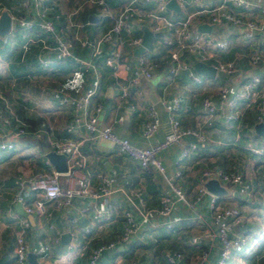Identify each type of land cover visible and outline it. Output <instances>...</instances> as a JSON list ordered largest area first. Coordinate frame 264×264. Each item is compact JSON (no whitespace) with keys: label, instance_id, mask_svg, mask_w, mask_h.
<instances>
[{"label":"crops","instance_id":"0c3cea01","mask_svg":"<svg viewBox=\"0 0 264 264\" xmlns=\"http://www.w3.org/2000/svg\"><path fill=\"white\" fill-rule=\"evenodd\" d=\"M124 1L108 0V3L113 11H117ZM217 1L204 0L203 4L211 6ZM45 3V16L54 21L58 33L63 35L71 36L77 32L81 37H91L108 25L105 19H100L97 7L87 0H45ZM79 3H83L82 6L70 14ZM145 6L153 7L154 3L149 2ZM198 6L201 4L188 3L182 8L179 6V11L173 8L168 11L173 16H185ZM4 8L15 16L22 15L35 20L38 18L37 8H24L20 0H0V11ZM89 16H97V19L92 21ZM201 17L200 20L192 21L191 28L209 33L213 38L227 39V48L215 50V53L219 58L233 59L236 66L231 73L216 71L214 75L201 74L207 91L216 94L223 83L236 88L252 73H261L264 76V65L259 62L253 64L248 58L250 51L255 49L264 52V27L250 39L251 44L248 45L241 38L240 27L228 21L213 23L205 13ZM74 22L79 25L76 27ZM201 23L209 24L210 28H199ZM144 26L147 25L143 24L138 29L142 37ZM35 37L50 41L52 39L50 33L37 25L25 27L16 19H12L10 30L0 36V92L5 96L0 99V140L14 141L12 148L0 147V256H5L3 264L13 263L15 234L20 218L28 221L24 236L32 245L29 253H32L33 257L28 255L30 261V258H37L34 247L41 241L45 248L44 256L54 264H88L86 253L77 249L84 238L82 226L90 227L93 241L112 237L120 230L123 209L129 205L121 190H113L94 201L99 208L107 205L113 207L114 216L110 221L94 220L91 217V209L84 213L80 211L79 208L83 204L93 203L89 197H75L73 203L68 206H58L53 200H48L46 209L51 212L50 216L26 212L24 203L31 201L34 191L26 182H20L35 171L55 168L39 145L33 141L36 137L31 131L28 130L19 136L12 132L20 121L26 123L23 119L25 116L39 118L36 125L45 129L46 136L37 138L45 140L48 144L47 136L56 139L71 137L78 142L85 162L79 172L86 174L94 187L105 185L103 178L106 177L109 179L107 185L111 188L121 186L124 192H138L142 196L144 206L150 209L151 215L158 223H143L141 231L131 242L117 248L118 251L125 252L126 256L136 258L138 264H171L165 252L176 249L183 253L180 264H207L214 259L219 252L220 240L207 202L211 191L208 190L199 200L195 199L200 174L206 167L239 170L244 180L249 183L247 190L240 192L238 183L218 179L224 187V191L218 194V199L224 204L238 205L242 213V219L235 229L245 237V242L242 250L233 252V257L237 260L235 264L259 263L264 256V157L251 152L247 145L252 141L264 142V134L255 130L254 125L258 121L254 108L239 103L232 120L224 116L208 117L201 128L209 133L211 140L203 144L198 143L195 149H190L183 156L180 154L188 145V140L193 139L191 136H185L180 142L172 143L158 151V156L164 162L168 173L171 174L176 168H180L178 181L186 196V201L175 202L172 212L175 224L173 228L166 229L159 223L162 218L156 211L160 195L170 193L164 177L152 166L143 167L138 160L120 151L111 138L102 136L98 131L89 133L81 124L71 131L66 128L72 114V104L62 102V96L77 95L90 88L94 81L93 72L84 70L74 57L87 56V48L75 44L74 56L54 60L46 66L40 62L38 65V55L43 53L44 49L41 42L34 45ZM31 38L28 42L33 43L31 51L37 60H33L35 63L31 64L26 61L21 63L28 48L24 49L22 44ZM153 40L154 36L152 44ZM124 50L132 63H135L140 53L149 58L157 56V59H164L158 63L151 78L140 75L138 83L128 88L126 98H121L120 84H125L127 78L132 75V69L124 71L116 80L110 68L98 57L97 88L93 96V101L101 106L97 112L98 126L103 128L110 125L118 136L127 137L138 146H149L166 134L167 108L171 97L176 93L180 94L182 101L177 115L183 125L193 126L204 92L200 83L194 82L185 72H180L172 78L168 71L166 49L159 48V52L155 53L152 52V47L140 44L133 47L124 46ZM189 59L192 65L195 60H200L194 54H189ZM163 60L167 61L166 65H161ZM78 75L80 81L77 79ZM130 103L135 105L134 109L129 108ZM150 103L157 107L160 122L152 135L145 136L142 129ZM4 118L8 121H4ZM59 181L61 187H65L73 182V178L62 171ZM19 195L21 200L18 199ZM134 198L137 200L136 196ZM63 233H68L66 241L62 240ZM194 235L198 238L196 242L191 241ZM115 251H106L101 257V262L97 264H116ZM204 251L207 252V257L203 259ZM122 262L120 264H125Z\"/></svg>","mask_w":264,"mask_h":264},{"label":"built area","instance_id":"2783aa9c","mask_svg":"<svg viewBox=\"0 0 264 264\" xmlns=\"http://www.w3.org/2000/svg\"><path fill=\"white\" fill-rule=\"evenodd\" d=\"M87 1L99 7L101 13L108 16L107 27L97 31L91 37H81L77 32H74L71 36L58 33L55 23L45 16V0H20V4L24 8L31 6L37 8L38 18L36 20L22 15H11L12 19H16L19 24L25 27L37 25L51 34L52 41H48L43 37L34 38L35 41L39 40L41 42V47L44 49V52L38 55L41 65L46 66L54 60L74 56L73 47L75 44L87 47V56L75 55L74 57L84 70L93 72L94 81L90 88L77 95L62 96V102L72 104V114L66 128L71 131L81 124L89 133L93 134L98 131L102 136L111 138L120 151L138 160L143 167L152 166L158 171L168 184L170 193L160 195L156 211L158 216L162 218L159 223L164 228L171 229L175 224V217L172 216L174 204L177 200L186 201V196L181 183L178 181L181 174L180 168H176L171 174L168 173L164 162L158 156V151L172 143L180 142L185 136H191L193 139L188 140V145L183 148L181 156L187 154L190 149H195L198 143L209 142L211 136L201 128L202 123L210 116H224L228 120L234 119L237 113L236 106L239 103H244L247 107H253L257 121H263L264 118V76L261 73H252L236 88H231L223 83L219 86L216 94L206 90L207 86L203 82L201 74L194 70L192 61L183 54L184 52L194 54L197 59L214 65L216 71L231 73L236 66L233 59H222L215 53V50L227 48V39L213 38L209 33L193 30L191 23L194 19L200 20L204 13L209 15L208 18L213 23L231 22L240 27L239 32L242 40L250 45V39L259 34L264 27V0H218L211 6L204 5V0H177L181 8L188 3L201 4V6L190 10L185 16L170 15L166 7L167 0H125L117 11L111 9L107 0ZM149 2H153L154 6H145ZM82 4H77L70 11V14L75 13ZM73 24L76 27L79 25L77 22ZM143 24H146L151 31L162 32L161 35L154 36L152 52L157 53L159 48L166 47L170 62L168 71L172 78L180 72H185L194 82L200 83L204 90L193 126L183 125L177 115V111L182 105L180 94L176 93L171 97L167 108L168 130L161 139L149 146H138L127 137L118 136L112 131L110 125L100 128L97 112L101 106L100 103L93 101L97 88L98 57H101L103 63L110 68L116 80L124 71L132 69V75L127 78L125 84H120L121 98H126L128 88L138 83L140 75L146 78H151L153 75V71L157 66V62L153 57L149 58L140 53L135 63H132L127 58L124 50V46L133 47L142 44V35L136 33V30ZM29 40H32V38L22 44L24 49L28 47ZM248 58L253 64L259 62L264 65L263 51L257 49L250 51ZM3 98L4 96L0 92V99ZM129 108L134 109L135 105L130 103ZM0 112H2V108H0ZM147 114L142 132L145 136H150L156 131L160 122L158 109L154 103L148 104ZM118 117L121 118V116ZM4 121H8V119L4 118ZM27 125L25 122L20 121V124L12 132L18 136L24 134L28 131ZM31 133L36 138L46 136L45 129L40 126L33 128ZM47 138L54 150L66 154L67 170L63 172L72 176L73 182L61 187L59 174L62 172L55 169L35 171L29 174L20 182L21 184L26 182L28 187L34 191L31 201L24 203L26 212H37L50 216L51 212L46 209L48 200H53L58 206H68L73 203L75 197H89L93 200V203L83 204L79 208L80 211L84 213L91 209V217L94 220L110 221L114 216L113 207L107 205L99 208L94 201L113 190H121L128 200L129 205L123 209V221L120 230L114 236L93 241L90 227L88 225L82 226L84 238L77 249L81 253H86L88 264H97L106 251H115L127 242H131L137 233L141 231L143 223L148 222L152 225L158 223L155 217L151 215L150 209L144 206V200L138 192H124L125 190L121 186L111 188L110 185H107L109 179L106 177L103 178L105 185L94 187L90 178L79 172V168L85 162L75 139L71 137L56 139L49 136ZM0 147L12 148L14 147V141L0 140ZM247 148L254 154L264 157V142H249ZM211 177L226 182L238 183L240 192H245L249 186L239 170L206 167L200 174L196 200L208 193L204 181ZM134 196L137 197V200ZM18 199H22L21 195L18 196ZM207 202L216 227V234L220 240L217 256L207 264H227L233 252L242 250L244 246L245 237L235 229L236 224L242 219V213L238 205L220 202L218 194L213 192H209ZM27 225L28 221L20 218L19 228L15 234L12 264H54L44 256L45 248L41 241L34 247L37 258L34 261L28 259V253L32 250V245L24 236ZM197 240V235L191 237L192 242ZM165 255L171 264H180L183 258V253L179 249L167 251ZM206 257L207 252L204 251L202 258ZM124 258V252L115 251L114 261L116 264H120ZM125 264H138V261L136 258L131 257Z\"/></svg>","mask_w":264,"mask_h":264},{"label":"water","instance_id":"95a60500","mask_svg":"<svg viewBox=\"0 0 264 264\" xmlns=\"http://www.w3.org/2000/svg\"><path fill=\"white\" fill-rule=\"evenodd\" d=\"M166 7L173 8L176 11L180 10L177 0H167ZM90 20L95 21L97 16H89ZM12 26V15L7 9H2L0 11V36L5 35ZM199 28H210L209 24L201 23L199 24ZM161 31H151L147 26L143 27V37L142 44L148 48L152 47V38L155 35H161ZM195 70L200 74H208L214 75L216 72V68L214 65L207 63L202 60H195L193 63ZM255 130L259 133L264 134V121H258L254 125ZM37 143L40 149L46 154L48 159L54 165L55 170L57 171H65L67 170L66 156L64 152H57L50 145L41 138H34L33 140ZM205 186L211 192L216 194H220L224 191V187L220 184L219 180L215 177L208 178L205 181ZM68 233L62 234V240L66 241ZM29 256H32V253H28ZM33 257V256H32ZM32 261L34 258H30ZM5 260V256H0V264H3Z\"/></svg>","mask_w":264,"mask_h":264},{"label":"trees","instance_id":"16d2710c","mask_svg":"<svg viewBox=\"0 0 264 264\" xmlns=\"http://www.w3.org/2000/svg\"><path fill=\"white\" fill-rule=\"evenodd\" d=\"M108 1V0H107ZM96 6V5H95ZM97 7V6H96ZM97 9H98V14H99V16H100V19H105V22L107 21V23H108V16H106V15H104V14H102L101 13V9L99 8V7H97ZM86 16V15H85ZM106 18H107V20H106ZM86 20L88 19L87 18V16H86V18H85ZM53 21V20H52ZM54 22V21H53ZM136 33H140L139 32V30L138 31H136ZM48 41H50L49 39H48ZM51 41H52V39H51ZM35 44H40V41L39 40H37L36 42H34V45ZM32 45H33V43L31 44V43H29L28 44V48L25 50V56L22 58V62L21 63H24L25 61L26 62H28L29 64H31V63H35V62H32L33 60H37V57L35 56H33V52L31 51V48H32ZM30 46V47H29ZM87 48V47H86ZM163 49H166V47H163ZM164 53H166V52H164ZM188 59H189V54H187V52H184L183 53ZM167 55V59H168V54H165V56ZM156 61H157V65H158V63L159 62H161L162 61V59H164V57L162 58V59H157V56L154 58ZM167 61H169V59L167 60ZM167 61H165V60H163V62H162V64L161 65H166V63H167ZM170 63V62H169ZM37 64L39 65V61L37 60ZM169 66V65H168ZM24 121H26V123L28 124L27 126H26V128L29 130V131H31L33 128H36L37 127V125L36 124H38L39 123V118L38 117H29V116H25L24 118ZM261 261H259V263L257 262V264H264V256L260 259ZM101 262V261H100ZM103 263V262H102ZM99 264H101V263H99Z\"/></svg>","mask_w":264,"mask_h":264},{"label":"rangeland","instance_id":"374dc122","mask_svg":"<svg viewBox=\"0 0 264 264\" xmlns=\"http://www.w3.org/2000/svg\"><path fill=\"white\" fill-rule=\"evenodd\" d=\"M162 52H164V51H162ZM4 96V95H3ZM5 97V96H4ZM38 106H41V105H38ZM53 105H51V107H52ZM37 107V106H36ZM35 107V108H36ZM260 156V155H259ZM263 157V156H262ZM259 163H261L262 161H258ZM257 162V163H258ZM125 253V252H124ZM115 254V253H114ZM124 256H125V258L123 259V262L122 263H125V262H127L129 259H130V257H128V256H126V254H124ZM237 260H235L234 259V257H233V254L231 255V257L228 259V261H227V264H230V262H232V264H235V262H236Z\"/></svg>","mask_w":264,"mask_h":264},{"label":"clouds","instance_id":"9594fccd","mask_svg":"<svg viewBox=\"0 0 264 264\" xmlns=\"http://www.w3.org/2000/svg\"><path fill=\"white\" fill-rule=\"evenodd\" d=\"M77 79H78V81H80V80H81V78L79 77V75L77 76Z\"/></svg>","mask_w":264,"mask_h":264}]
</instances>
